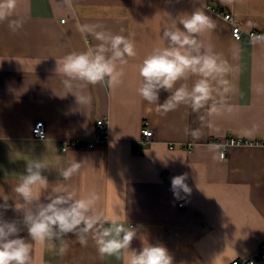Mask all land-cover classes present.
I'll return each instance as SVG.
<instances>
[{"label":"crops","instance_id":"0c3cea01","mask_svg":"<svg viewBox=\"0 0 264 264\" xmlns=\"http://www.w3.org/2000/svg\"><path fill=\"white\" fill-rule=\"evenodd\" d=\"M197 7L216 25L198 39L226 61L229 90L223 103L215 97V112L210 101L199 112L181 105L162 114L138 94L139 68L154 48L166 46L162 32L173 19ZM210 7L231 13L245 32H264V0H18L10 19L22 18L23 27L14 33L7 20L0 22V197L13 206L5 219H22L13 210L21 202L13 189L25 163L42 159L50 165L48 186L38 190L42 199L60 187L78 198L96 192L98 211L137 229L132 249L161 245L173 264H230L256 251L264 240V145L224 146L229 136L264 141V44H252L248 35L234 40L231 24ZM83 26L124 35L137 53L121 66L119 86L73 87L91 98L88 105H79L56 72L65 55L98 43ZM196 79L179 83L191 87ZM167 95L161 93V102ZM98 119L108 125L103 145L63 151L64 141H94ZM37 121L44 123L43 139L32 136ZM144 122L153 137L135 154ZM74 159L81 170L65 181L59 169ZM185 173L191 194L176 199L171 179ZM20 234L28 238L26 228ZM65 243L67 252L59 255L58 242L55 248L33 242L31 264H125L122 255L101 257L91 235L86 246L71 234Z\"/></svg>","mask_w":264,"mask_h":264},{"label":"clouds","instance_id":"9594fccd","mask_svg":"<svg viewBox=\"0 0 264 264\" xmlns=\"http://www.w3.org/2000/svg\"><path fill=\"white\" fill-rule=\"evenodd\" d=\"M18 0H0V22L8 21L12 32L23 27L22 18L14 16ZM178 20L162 32L166 46L152 50L142 61L139 75L142 83L138 94L148 103L157 105L162 114L175 111L181 105L189 106L193 112H199L209 102H213L211 111L215 112L216 96L223 103V96L229 89L223 77L230 71L226 61L212 48L205 47L198 37L213 30L214 21L197 7L191 12L178 15ZM251 23V22H250ZM100 26H83L82 33L89 32L98 43L81 52H71L57 62L56 72L64 76L63 84L68 93L73 87L105 83L115 88L123 82L124 71L121 67L127 58L137 55L135 44L124 35L110 31L97 30ZM122 31V30H121ZM252 44H264V33L250 35ZM198 77L191 87L187 83L190 77ZM179 84V86H177ZM223 88V91H221ZM167 97L161 102V93ZM79 105H88L91 98L83 93L74 94ZM194 139L196 130L185 129ZM82 161L74 159L66 167L59 169V175L67 181L77 174ZM50 165L42 159H30L25 163L24 173L13 191L21 202L14 203L13 210L22 213L21 220H8L4 213L11 207L7 195L0 197V264H31L33 242L44 245L59 243L58 254L67 252L65 238L71 234L81 246H86L91 235L101 257L122 255L125 264H173L168 250L161 245H150L140 250L132 249L131 243L137 237V229L125 225L119 216L107 217L96 209L100 197L96 192L77 197L74 191L60 187L43 196L48 186V177L44 174ZM187 174L171 179V191L176 199H181V192L191 194L186 183ZM39 190V191H38ZM23 226V228L21 227ZM26 228V239L20 233Z\"/></svg>","mask_w":264,"mask_h":264},{"label":"built area","instance_id":"2783aa9c","mask_svg":"<svg viewBox=\"0 0 264 264\" xmlns=\"http://www.w3.org/2000/svg\"><path fill=\"white\" fill-rule=\"evenodd\" d=\"M210 10L219 15L224 21L229 22L231 24V35L234 40H240L244 35H250L255 33L257 35L264 33V32H257V31H243L240 26L234 22L233 16L229 12H224L218 8H211ZM63 22V21H62ZM148 122H144L141 127V136L142 139L140 140V146L134 145V153L141 154L142 149L145 148L151 138L153 137V131L151 128L148 127ZM96 125V139L94 141H81V140H70L64 141L62 143L63 151L68 149L69 147H85V148H93L96 145H103L108 139V125L105 119H98L95 123ZM32 136L36 139H43L45 138V128L43 121H37L34 123L32 127ZM233 145H245V146H252V145H264V141H252L247 139H240L237 137L229 136L225 140V146H233ZM219 157L221 159L224 158L225 152L224 149L220 151ZM181 207V204L179 205ZM264 258V240L259 243L256 248V251L248 258L245 257H238L231 261L230 264H252L254 261Z\"/></svg>","mask_w":264,"mask_h":264}]
</instances>
